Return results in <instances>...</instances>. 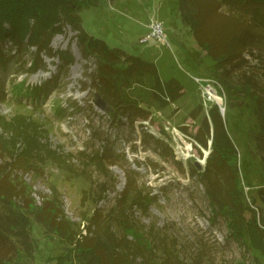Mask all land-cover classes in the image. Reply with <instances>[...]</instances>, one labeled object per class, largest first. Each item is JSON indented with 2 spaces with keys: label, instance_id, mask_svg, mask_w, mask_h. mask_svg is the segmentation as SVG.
Listing matches in <instances>:
<instances>
[{
  "label": "rangeland",
  "instance_id": "obj_1",
  "mask_svg": "<svg viewBox=\"0 0 264 264\" xmlns=\"http://www.w3.org/2000/svg\"><path fill=\"white\" fill-rule=\"evenodd\" d=\"M74 3L79 6L74 18L80 32L74 26L64 24L60 32L50 37L47 50L32 45L26 52L16 54L12 62L0 64V116L7 122L22 117L25 122L36 125L39 139L56 153L55 158L51 155L44 164L38 160L25 168L13 164V167H18L13 174L32 193L30 198L26 193L16 197L10 205L0 201V214H6L10 209L11 212L20 210L27 213L25 210L28 211L32 200L40 207L45 200L58 197L57 203H60L63 214L85 233V217L88 218L93 211H100L105 218L113 213L112 218L115 219L118 214L115 207L126 186L127 171L151 201L147 210H143L123 200L119 213L120 209L124 210L126 218H131L132 223L135 221L147 234L151 227L154 231H164L168 235L166 239L170 240L168 242L176 245L180 260L187 264H193L195 259L199 261L197 264H257L260 261L264 264V258L256 252L227 239L226 220L222 216L212 218L204 187L197 175L191 174L195 161L201 168L205 165L207 154V150L194 144L189 137L197 131L203 116L202 109H197L202 101V107L209 101L218 105L212 98L208 99L210 95L206 88L209 84L219 91L217 95L224 108V125L237 149L242 197L250 203L251 196H254L256 204L264 207L257 195V190L264 188V165L254 154L255 143L248 134L249 129L255 128L249 101L231 98L213 83L214 78L209 71L212 61L194 41L190 27L183 24L179 0H74ZM214 7L216 13H223L218 2ZM153 21L162 24L168 45L161 44L156 38L147 42L141 40L149 31V22ZM81 34L99 38L108 46L121 49L122 55H138L153 62L162 80L175 78L180 82L179 96L171 99L165 107L153 106L151 121L133 120L125 115L112 117L97 109L93 103L96 90L90 77L96 72V62L94 57H86L81 52L78 44ZM9 46V42L5 43V50H9ZM14 52L12 48L11 53ZM61 52L68 54L67 60L59 57ZM34 55L38 68L31 72L28 68ZM248 59V64L235 71L234 75L250 72V75L260 76L257 82L261 84L264 61L255 62L250 56ZM49 83L50 89L45 94L41 90L38 99L16 96L14 87L17 85L39 89ZM240 101L241 106L232 107L230 104ZM69 104L78 108L55 113L58 106L65 109ZM146 134L159 139L167 150L155 151L152 140L144 143L142 139ZM93 135L95 138L91 140ZM17 139L0 121V144L4 143L0 148L1 166L11 161L12 151L22 149L20 143L13 145ZM105 148L112 155L113 165L99 168L87 156L101 154ZM168 150L172 151L173 157ZM67 153L72 154V158H68ZM200 169L196 167L195 170ZM101 171H109L116 176L117 184L113 186L107 182L105 192L97 200L94 191L103 182ZM133 189L131 186L130 191L134 192ZM37 207L34 211L30 208L32 212L27 214L34 243L33 258L27 259L28 264H55L56 257L65 253L67 256L60 258L59 264H80L65 250L68 245L63 244L55 233L45 234V226L33 221L40 212ZM249 217L250 212H245L244 218ZM11 253L12 250L0 244V258L7 259ZM14 260L13 264L24 263L19 256Z\"/></svg>",
  "mask_w": 264,
  "mask_h": 264
},
{
  "label": "trees",
  "instance_id": "obj_2",
  "mask_svg": "<svg viewBox=\"0 0 264 264\" xmlns=\"http://www.w3.org/2000/svg\"><path fill=\"white\" fill-rule=\"evenodd\" d=\"M215 2L222 8V14L216 13ZM179 4L183 24L190 27L194 41L206 51V56L212 61L209 71L214 78L213 83L219 85L227 96L249 101L255 118V128L249 129L248 134L255 143L254 154L259 156V162L264 165V80L259 84V75H250V72L246 74L245 71L240 76L234 75L235 71L248 64V56L255 62L264 61V0H179ZM78 9L79 6L74 0H0V64L12 62L16 54L20 51L26 52L32 45L37 49L47 50L50 37L60 32L64 24H70L80 32L74 18ZM79 37L78 44L83 55L95 58L96 72L90 75L91 84L96 90L94 96L98 94L105 101L106 108L103 112L109 116L125 115L133 120L139 118L151 121L150 112L153 106L165 107L171 99L179 96L178 92L182 88L180 82L175 78L162 80L153 62L138 55H122L121 49L110 47L99 38L83 34ZM7 42L10 43L9 50L4 48ZM12 48L14 53H11ZM67 56L65 52L59 54L63 60H67ZM35 59L34 55L30 69L28 68L31 72L38 68ZM50 83L39 89L17 85L14 87L16 96L38 99L41 90L42 93H47L51 87ZM216 92L218 94L219 91ZM130 94L139 101L133 99ZM241 101L238 104H230L232 107L241 106ZM202 106L203 101L197 109L203 111L199 127L194 134H189V137L194 144L209 152L205 165L196 171L193 164L191 174H196L204 187L212 218L222 216L226 220L229 231L227 239L236 241L246 249L256 252L260 258H264V207L256 204L254 196H251L250 203L242 197L236 161L237 149L224 125L219 106L211 101L207 102L205 107ZM77 108L73 104H69L65 109L58 106L55 113ZM0 121L18 137L13 145H22L21 150L18 148L10 153L11 161L0 165V201L10 205L16 197L26 193L30 198L32 193V190L13 174L15 168H18L16 165L13 167V164H19L23 168L29 167V164H34L37 160L44 164L56 153L39 139L38 127L25 122L24 118L17 117L7 122L0 116ZM182 130H185V127H182ZM143 136L144 143L152 140L155 151L167 150L156 137L150 134ZM93 138L94 135L90 137L91 140ZM3 144H0V148ZM168 153L173 157L172 151L168 150ZM46 156L48 158L43 159ZM66 156L72 158L73 155L67 153ZM111 156L109 149L105 148L101 154L93 153L87 157L93 165L106 168L113 165ZM101 174L104 176L103 182L95 188L97 193L94 191L97 200L105 192L107 182L113 186L117 184L116 176L109 171H101ZM125 177L126 186L117 200L115 211L118 214L115 219L112 218L113 213L105 218L100 211H93L88 218L85 217V233L63 214L60 203H57L58 197L45 200L40 207L32 200L28 211L25 210L27 213L20 210L11 212L10 209L8 213L0 214V244L7 250H12L9 258H0V264H13V260L18 259V256L23 260V264H28L27 259L33 258L31 252L34 243L29 232L27 214H31L35 207L39 208L42 214H36L35 211L33 221L45 226V234L55 233L63 244L68 245L69 248L65 250L76 257L80 264H187L180 260L176 245L168 242L170 240L166 239L168 235L164 231H154V227H151L148 235L135 221L133 224L131 218H126L124 210L120 209L119 213L118 208L124 205L123 200L143 210H147V204L151 201L148 194H144L143 190L135 185L127 171ZM131 186L134 187V192L130 191ZM257 195L263 204L264 188H259ZM245 212H250L249 219L244 218ZM156 252H159V255ZM65 254L58 255L55 264H59L60 258L67 256V253ZM196 262L199 261L195 259L193 264H197ZM257 264L263 263L260 261Z\"/></svg>",
  "mask_w": 264,
  "mask_h": 264
},
{
  "label": "built area",
  "instance_id": "obj_3",
  "mask_svg": "<svg viewBox=\"0 0 264 264\" xmlns=\"http://www.w3.org/2000/svg\"><path fill=\"white\" fill-rule=\"evenodd\" d=\"M147 27L149 28V31L148 33H146L147 35L145 34V36L142 37L141 40L143 42H147L151 38H156V40L159 41L161 44L168 45L166 37L163 33L162 24L160 22L157 21L149 22ZM196 80L199 81L198 79ZM208 87L211 86L208 84L206 88V92L208 93V95H210V97L208 96V99H211V94L208 92Z\"/></svg>",
  "mask_w": 264,
  "mask_h": 264
},
{
  "label": "water",
  "instance_id": "obj_4",
  "mask_svg": "<svg viewBox=\"0 0 264 264\" xmlns=\"http://www.w3.org/2000/svg\"><path fill=\"white\" fill-rule=\"evenodd\" d=\"M93 103H94L95 107H96L97 109L101 110V111H104L105 108H106V103H105V101H104L103 98H102L100 95H98V94L95 96V99L93 100ZM218 105H219V108H220L221 116H222V118H223L224 108L221 107L220 104H218ZM209 144H210V143H209ZM208 152H209V151H207V154H208ZM207 154H206V156H207ZM194 165H195L198 169L201 168L200 165H199V162H198V161H195V162H194Z\"/></svg>",
  "mask_w": 264,
  "mask_h": 264
},
{
  "label": "bare ground",
  "instance_id": "obj_5",
  "mask_svg": "<svg viewBox=\"0 0 264 264\" xmlns=\"http://www.w3.org/2000/svg\"><path fill=\"white\" fill-rule=\"evenodd\" d=\"M208 92L211 94V98L218 104H221L222 100L221 98L217 95L216 90L212 87H208Z\"/></svg>",
  "mask_w": 264,
  "mask_h": 264
}]
</instances>
